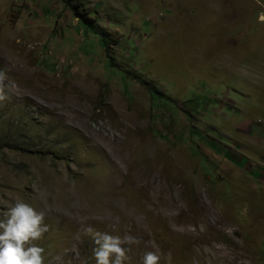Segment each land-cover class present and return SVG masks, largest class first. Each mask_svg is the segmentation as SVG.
<instances>
[{
    "label": "rangeland",
    "instance_id": "rangeland-1",
    "mask_svg": "<svg viewBox=\"0 0 264 264\" xmlns=\"http://www.w3.org/2000/svg\"><path fill=\"white\" fill-rule=\"evenodd\" d=\"M66 1L0 0V219L44 212L42 264H96L89 225L264 264V0H76L104 37Z\"/></svg>",
    "mask_w": 264,
    "mask_h": 264
},
{
    "label": "clouds",
    "instance_id": "clouds-1",
    "mask_svg": "<svg viewBox=\"0 0 264 264\" xmlns=\"http://www.w3.org/2000/svg\"><path fill=\"white\" fill-rule=\"evenodd\" d=\"M44 219V212L22 200L7 210L6 217L0 219V264H42L43 249L30 242L41 239L48 231ZM82 231L95 245L92 254L96 264H126L128 250L123 245L138 243L135 237L121 238L97 231L90 225ZM158 261L159 256L149 251L142 264H158Z\"/></svg>",
    "mask_w": 264,
    "mask_h": 264
},
{
    "label": "trees",
    "instance_id": "trees-1",
    "mask_svg": "<svg viewBox=\"0 0 264 264\" xmlns=\"http://www.w3.org/2000/svg\"><path fill=\"white\" fill-rule=\"evenodd\" d=\"M67 6L70 8L71 13L75 19L79 21L84 27H87L93 34L103 36V33L96 27V23L89 17V15L81 9V4L76 0L66 1Z\"/></svg>",
    "mask_w": 264,
    "mask_h": 264
},
{
    "label": "bare ground",
    "instance_id": "bare-ground-1",
    "mask_svg": "<svg viewBox=\"0 0 264 264\" xmlns=\"http://www.w3.org/2000/svg\"><path fill=\"white\" fill-rule=\"evenodd\" d=\"M128 147V146H127ZM173 169V168H172ZM157 179V178H156ZM171 179H173V178H171ZM173 203V202H172ZM169 204V203H168ZM171 204V203H170ZM175 204V203H174ZM175 206V205H174ZM161 207V206H160ZM173 209V208H172ZM157 211V210H156ZM183 211V210H182Z\"/></svg>",
    "mask_w": 264,
    "mask_h": 264
}]
</instances>
